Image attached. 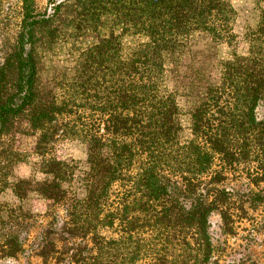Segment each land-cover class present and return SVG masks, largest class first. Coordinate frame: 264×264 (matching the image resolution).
<instances>
[{"label": "trees", "instance_id": "trees-1", "mask_svg": "<svg viewBox=\"0 0 264 264\" xmlns=\"http://www.w3.org/2000/svg\"><path fill=\"white\" fill-rule=\"evenodd\" d=\"M21 3L0 55V194L27 159L18 133L37 136L48 235L66 243L48 239L43 264H218L212 214L232 233L264 205V0L242 53L232 0ZM201 33L232 48L217 74L193 57ZM66 140L87 145L84 196L68 185L78 161L56 154ZM38 215L0 199V262L25 253Z\"/></svg>", "mask_w": 264, "mask_h": 264}, {"label": "rangeland", "instance_id": "rangeland-1", "mask_svg": "<svg viewBox=\"0 0 264 264\" xmlns=\"http://www.w3.org/2000/svg\"><path fill=\"white\" fill-rule=\"evenodd\" d=\"M43 8L49 0H37ZM238 10L235 29L240 34L237 44L239 52L247 50V44L243 40L242 33L247 22H253L256 18L253 0H232ZM21 0H4L2 16L0 20V55L3 48H7L14 40L19 31L21 22ZM232 48L224 44L213 42L211 36L205 33L198 34L192 42L193 57L196 61L207 60L213 65V71L218 73L220 61L230 54ZM51 60L55 62L64 61L65 54L54 55ZM186 134H189V121L185 118ZM37 136L26 133H18V143L21 150L27 154L26 160L18 163L9 176L10 185L5 188L0 199L11 206H21L34 214H39L28 223V231L24 235L26 239V251L18 258H10L1 261L0 264H43L39 254L40 248L48 239L53 238L59 245L66 244L60 240V234L48 235L50 227V216L44 215L48 210L49 200L38 190V182L50 176L39 169L40 157L35 153L34 146ZM56 154L60 158H74L78 161V169L68 185L78 192L80 196L85 195L82 183V175L88 168L87 145L78 140H66L56 148ZM19 178H30L32 184L28 186L27 196L20 197L13 189V183ZM240 178V177H239ZM232 176L230 184L239 188H245L248 180ZM6 213L4 212L3 215ZM211 233L216 244L218 264H264V205L256 209H250L244 218L236 217L232 233L226 231L223 221L217 213L211 216ZM65 263L64 261L61 263Z\"/></svg>", "mask_w": 264, "mask_h": 264}]
</instances>
